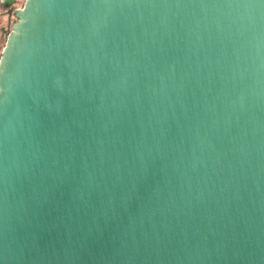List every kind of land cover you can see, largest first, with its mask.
Instances as JSON below:
<instances>
[{
    "label": "water",
    "instance_id": "1",
    "mask_svg": "<svg viewBox=\"0 0 264 264\" xmlns=\"http://www.w3.org/2000/svg\"><path fill=\"white\" fill-rule=\"evenodd\" d=\"M15 17L0 264H264V0H26Z\"/></svg>",
    "mask_w": 264,
    "mask_h": 264
},
{
    "label": "rangeland",
    "instance_id": "2",
    "mask_svg": "<svg viewBox=\"0 0 264 264\" xmlns=\"http://www.w3.org/2000/svg\"><path fill=\"white\" fill-rule=\"evenodd\" d=\"M25 1L26 0H18L17 4L12 8V10L7 11L2 7L0 0V58L6 46L8 36L12 31V25L16 21L15 16H13L15 9L23 8Z\"/></svg>",
    "mask_w": 264,
    "mask_h": 264
},
{
    "label": "flooded vegetation",
    "instance_id": "3",
    "mask_svg": "<svg viewBox=\"0 0 264 264\" xmlns=\"http://www.w3.org/2000/svg\"><path fill=\"white\" fill-rule=\"evenodd\" d=\"M18 0H16L11 6H9L6 2H4L3 0H1V4H2V7L5 8L7 11H10L12 10V8L17 4ZM18 9H15V12L17 11ZM15 12H14V15L15 16ZM16 19V17H15Z\"/></svg>",
    "mask_w": 264,
    "mask_h": 264
}]
</instances>
